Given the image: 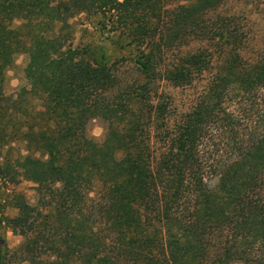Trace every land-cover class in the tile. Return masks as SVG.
Listing matches in <instances>:
<instances>
[{
  "label": "trees",
  "instance_id": "obj_1",
  "mask_svg": "<svg viewBox=\"0 0 264 264\" xmlns=\"http://www.w3.org/2000/svg\"><path fill=\"white\" fill-rule=\"evenodd\" d=\"M225 1L0 0V87L25 52L40 101L17 111V100L0 89V140H23L31 151L0 164V182L24 178L55 202L39 219L15 194L18 214L9 220L25 237L20 263L264 264V49L256 61L241 59L238 35L224 17L212 20ZM81 13L124 29L126 45L139 49L133 60L147 81L135 91L121 86L113 65L69 43V20ZM194 37L209 53L191 52L168 67L167 51ZM213 47L226 54L221 67L191 110L169 124L166 105L153 108L146 98L150 84L163 70L176 87L194 84L210 71ZM238 96L260 100L247 133L236 121ZM146 101L148 115L135 106ZM153 112L166 125L157 140L148 125ZM97 117L109 122L101 143L86 132ZM225 128L235 132V154L218 160L214 142ZM9 252L0 242V264H9Z\"/></svg>",
  "mask_w": 264,
  "mask_h": 264
},
{
  "label": "rangeland",
  "instance_id": "obj_2",
  "mask_svg": "<svg viewBox=\"0 0 264 264\" xmlns=\"http://www.w3.org/2000/svg\"><path fill=\"white\" fill-rule=\"evenodd\" d=\"M212 14V20H216L220 16L224 17L221 23L223 25L226 23L229 29L238 35L241 59L245 63L256 61L264 49V0H226ZM102 19L101 15H89L87 13H81L71 18L69 20L70 26L65 30V33L71 35L69 43L73 47H88V57L91 60L96 58L99 61L113 65L121 86L124 88L131 87V91H135V86L133 85L136 84V87H138L139 83L147 81L146 77L139 73L133 60V57L139 53V49L136 46L126 45L127 32L124 29L116 30L112 23L107 25L100 24ZM216 21L220 22L221 20ZM20 23V21H16L15 25ZM206 48V42L199 37H194L188 42L178 43L167 51L164 62L168 67H171L175 63H180L191 52L202 51L208 54L209 52ZM212 49L213 64L210 71L205 72L194 84L176 87L166 78L164 70L163 76L158 77L150 84V90L146 98H149L152 103L150 105H153V108H157L158 105H166L165 118L169 124H175L180 121L182 116L191 110L195 97L207 84L212 74L221 67L226 54L214 47ZM28 63L29 55L25 52L18 53L13 65L6 72L4 84L0 87L5 96L17 100L15 104L18 108L17 111L30 104L38 107L40 105V101L32 93L35 80L26 71ZM135 106H143L144 112L147 115L149 114L146 111L150 109L147 101L137 103ZM235 112L240 131L247 133L250 125H253L254 121L260 117V100L256 102L251 97L238 96L235 99ZM18 114L16 117H20ZM158 114L159 112L156 114L153 112L152 123L148 121V125L151 124L153 140H157L154 135L159 136L166 131V125H160L162 119L157 117ZM10 120L11 118L7 115L4 123ZM108 130L109 122L97 117L89 121L86 132L90 138L101 143L105 140ZM234 134L235 132H231L230 128H225L218 134L216 142H214V154L218 160L228 159L235 154ZM30 152L23 140H13L10 136L0 140V164L6 159L15 160L19 157H24ZM213 173L215 172L211 173L212 176H214ZM210 181L213 184L216 182V178L212 177ZM16 193L24 195L26 201L42 213L39 214V219H42L49 211H54L55 202H53L50 192H45L42 196L37 190L36 184L24 178H19L16 183L7 182L5 184L0 182V242L3 246L9 248V264H29L28 262H19L16 251L24 242L25 237L20 233L15 222L9 220L10 218H15L18 214L17 208L13 207ZM94 194L95 192L91 193V195ZM94 219H96L99 227L100 213H95ZM54 230L56 231L55 234H57L59 229L54 228L53 233ZM261 249H264V246ZM261 254L264 255V252L260 251ZM234 264L243 263L235 262Z\"/></svg>",
  "mask_w": 264,
  "mask_h": 264
}]
</instances>
